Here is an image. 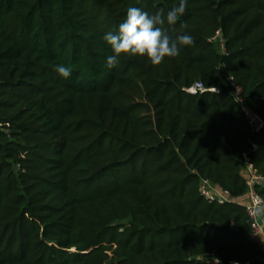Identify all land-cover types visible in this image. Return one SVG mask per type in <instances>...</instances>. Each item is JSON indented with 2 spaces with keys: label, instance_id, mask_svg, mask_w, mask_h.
<instances>
[{
  "label": "trees",
  "instance_id": "obj_1",
  "mask_svg": "<svg viewBox=\"0 0 264 264\" xmlns=\"http://www.w3.org/2000/svg\"><path fill=\"white\" fill-rule=\"evenodd\" d=\"M178 4L0 0V264H264L245 209L199 192L243 196L244 156L264 176L235 91L264 120V0H188L164 28L193 46L106 66L129 7Z\"/></svg>",
  "mask_w": 264,
  "mask_h": 264
},
{
  "label": "clouds",
  "instance_id": "obj_2",
  "mask_svg": "<svg viewBox=\"0 0 264 264\" xmlns=\"http://www.w3.org/2000/svg\"><path fill=\"white\" fill-rule=\"evenodd\" d=\"M188 0H179L176 7L166 13L163 9L150 14L139 7H129L118 29L106 32L102 39L110 49L106 57L109 70L117 68L121 58H143L153 66H159L167 59L179 56L182 47L194 45V37L187 31L171 38L164 26H175L184 14ZM181 25V28H185ZM56 73L63 79L71 77L72 69L63 64L55 66ZM264 213V208L257 210Z\"/></svg>",
  "mask_w": 264,
  "mask_h": 264
},
{
  "label": "built area",
  "instance_id": "obj_3",
  "mask_svg": "<svg viewBox=\"0 0 264 264\" xmlns=\"http://www.w3.org/2000/svg\"><path fill=\"white\" fill-rule=\"evenodd\" d=\"M223 43L221 42V48L223 50ZM205 89L202 84L197 83L192 88L187 90L189 94H196L197 92H204ZM217 92L216 90H212ZM237 101L242 107L245 118L254 133L260 132L264 128V120L258 117L253 112L249 111L243 102L238 97L239 90L235 88ZM245 172L244 180L246 184V193L237 199H231L228 193L222 191L218 187L211 184L209 181H202L199 186L200 195L208 203H217L219 205L225 203H234L242 206L248 217L252 222V233L249 237L251 241L256 242L264 252V213H258L257 210L264 208V202L260 195L256 192V189L264 188V176L259 174L254 167L251 165L246 156H244Z\"/></svg>",
  "mask_w": 264,
  "mask_h": 264
},
{
  "label": "rangeland",
  "instance_id": "obj_4",
  "mask_svg": "<svg viewBox=\"0 0 264 264\" xmlns=\"http://www.w3.org/2000/svg\"><path fill=\"white\" fill-rule=\"evenodd\" d=\"M157 240H162V238H157Z\"/></svg>",
  "mask_w": 264,
  "mask_h": 264
}]
</instances>
